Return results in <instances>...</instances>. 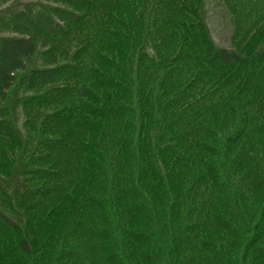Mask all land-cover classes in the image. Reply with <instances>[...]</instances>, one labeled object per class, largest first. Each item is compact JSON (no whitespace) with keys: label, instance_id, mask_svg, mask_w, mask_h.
Wrapping results in <instances>:
<instances>
[{"label":"trees","instance_id":"16d2710c","mask_svg":"<svg viewBox=\"0 0 264 264\" xmlns=\"http://www.w3.org/2000/svg\"><path fill=\"white\" fill-rule=\"evenodd\" d=\"M0 37V264H264V0H49Z\"/></svg>","mask_w":264,"mask_h":264},{"label":"rangeland","instance_id":"374dc122","mask_svg":"<svg viewBox=\"0 0 264 264\" xmlns=\"http://www.w3.org/2000/svg\"><path fill=\"white\" fill-rule=\"evenodd\" d=\"M49 0H0V37L11 35L13 18L23 12H36ZM206 16L213 38L217 45L228 47L232 34L225 5L222 0H206Z\"/></svg>","mask_w":264,"mask_h":264}]
</instances>
